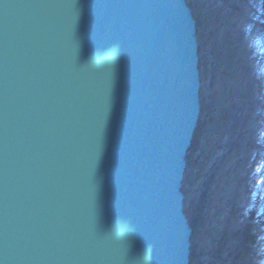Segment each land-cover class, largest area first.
Returning a JSON list of instances; mask_svg holds the SVG:
<instances>
[{
    "label": "water",
    "instance_id": "water-1",
    "mask_svg": "<svg viewBox=\"0 0 264 264\" xmlns=\"http://www.w3.org/2000/svg\"><path fill=\"white\" fill-rule=\"evenodd\" d=\"M200 46L189 0H0V264H191Z\"/></svg>",
    "mask_w": 264,
    "mask_h": 264
},
{
    "label": "rangeland",
    "instance_id": "rangeland-1",
    "mask_svg": "<svg viewBox=\"0 0 264 264\" xmlns=\"http://www.w3.org/2000/svg\"><path fill=\"white\" fill-rule=\"evenodd\" d=\"M189 2L199 21L203 126L188 162L185 212L204 206L191 264L215 262L224 236L235 257L234 235L252 211L249 231L259 242L239 262L264 264V0Z\"/></svg>",
    "mask_w": 264,
    "mask_h": 264
},
{
    "label": "trees",
    "instance_id": "trees-1",
    "mask_svg": "<svg viewBox=\"0 0 264 264\" xmlns=\"http://www.w3.org/2000/svg\"><path fill=\"white\" fill-rule=\"evenodd\" d=\"M202 126H203V120L200 121V124H199V127H198V130L196 131V135H195V140H194V143L192 145V148L190 150V154L188 155V162H189V165H191V160H192V156H191V151H194L195 150V147L197 145V142H198V138L201 136V131H202ZM207 193L204 194V199L206 197ZM202 204H200L199 202V206L195 209L194 213L192 215H188L189 216V219H190V222L191 224H193L194 228H195V231H198V228L203 225V220H204V214H203V209H204V206H203V200L201 201ZM256 219L254 217V211L251 212V216L247 218L246 220V223H245V226L241 229H239V233H235L234 235V239L236 241V244L237 247H236V256L233 257L231 254L233 251H235V248L233 250H228L226 249V243L228 242L229 238H227V236L224 238L222 237L218 242V249H216L217 253H216V256H217V259L216 261L214 262L213 260V263L212 264H245L246 260H243L241 262H239V259L241 256H244V259H245V256L249 253V251H251L250 249L255 247L257 245V243L259 242L258 238H257V235L256 234H252L250 232L252 231H249V227H253V226H256ZM260 225H263L264 224V221H263V224L262 223H258ZM226 250V252H225ZM227 254V256H226ZM225 255V257H224ZM196 258V257H194Z\"/></svg>",
    "mask_w": 264,
    "mask_h": 264
},
{
    "label": "bare ground",
    "instance_id": "bare-ground-1",
    "mask_svg": "<svg viewBox=\"0 0 264 264\" xmlns=\"http://www.w3.org/2000/svg\"><path fill=\"white\" fill-rule=\"evenodd\" d=\"M193 7V6H192ZM193 10H194V7H193ZM227 231V230H226Z\"/></svg>",
    "mask_w": 264,
    "mask_h": 264
}]
</instances>
